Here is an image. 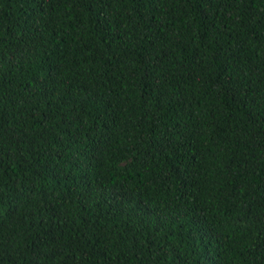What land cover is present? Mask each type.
I'll return each mask as SVG.
<instances>
[{"label":"trees","instance_id":"1","mask_svg":"<svg viewBox=\"0 0 264 264\" xmlns=\"http://www.w3.org/2000/svg\"><path fill=\"white\" fill-rule=\"evenodd\" d=\"M0 264H264V0H0Z\"/></svg>","mask_w":264,"mask_h":264}]
</instances>
